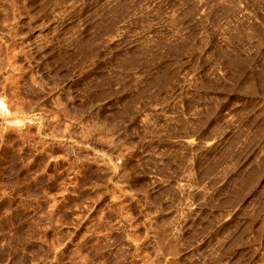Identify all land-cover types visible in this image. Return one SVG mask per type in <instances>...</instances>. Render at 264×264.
Returning <instances> with one entry per match:
<instances>
[{
	"label": "rangeland",
	"instance_id": "1",
	"mask_svg": "<svg viewBox=\"0 0 264 264\" xmlns=\"http://www.w3.org/2000/svg\"><path fill=\"white\" fill-rule=\"evenodd\" d=\"M0 264H264V0H0Z\"/></svg>",
	"mask_w": 264,
	"mask_h": 264
}]
</instances>
